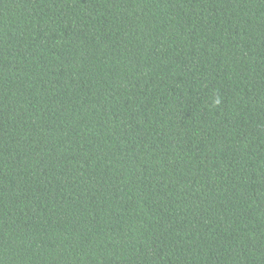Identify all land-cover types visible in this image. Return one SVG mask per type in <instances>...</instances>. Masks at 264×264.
Returning <instances> with one entry per match:
<instances>
[{
    "label": "trees",
    "instance_id": "obj_1",
    "mask_svg": "<svg viewBox=\"0 0 264 264\" xmlns=\"http://www.w3.org/2000/svg\"><path fill=\"white\" fill-rule=\"evenodd\" d=\"M0 264H264V0H0Z\"/></svg>",
    "mask_w": 264,
    "mask_h": 264
},
{
    "label": "clouds",
    "instance_id": "obj_2",
    "mask_svg": "<svg viewBox=\"0 0 264 264\" xmlns=\"http://www.w3.org/2000/svg\"><path fill=\"white\" fill-rule=\"evenodd\" d=\"M219 102L220 101L218 99L214 101L215 104H219Z\"/></svg>",
    "mask_w": 264,
    "mask_h": 264
}]
</instances>
